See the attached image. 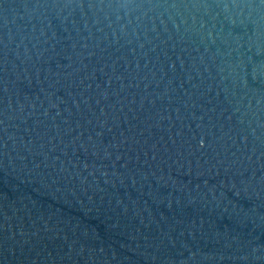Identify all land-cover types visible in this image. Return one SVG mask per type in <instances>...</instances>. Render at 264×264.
<instances>
[{
	"label": "water",
	"instance_id": "obj_1",
	"mask_svg": "<svg viewBox=\"0 0 264 264\" xmlns=\"http://www.w3.org/2000/svg\"><path fill=\"white\" fill-rule=\"evenodd\" d=\"M0 264H264V0H0Z\"/></svg>",
	"mask_w": 264,
	"mask_h": 264
}]
</instances>
